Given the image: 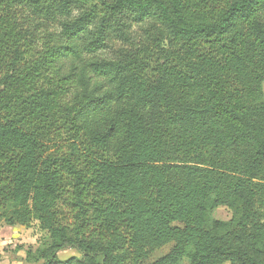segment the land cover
Instances as JSON below:
<instances>
[{
	"label": "trees",
	"instance_id": "1",
	"mask_svg": "<svg viewBox=\"0 0 264 264\" xmlns=\"http://www.w3.org/2000/svg\"><path fill=\"white\" fill-rule=\"evenodd\" d=\"M263 82L264 0H0V224L29 264H264Z\"/></svg>",
	"mask_w": 264,
	"mask_h": 264
},
{
	"label": "rangeland",
	"instance_id": "2",
	"mask_svg": "<svg viewBox=\"0 0 264 264\" xmlns=\"http://www.w3.org/2000/svg\"><path fill=\"white\" fill-rule=\"evenodd\" d=\"M22 13V12H21ZM29 16H25V20L29 21V25L31 26V30L34 29V34L38 38L46 32H58L59 26L55 24L53 26L42 23L41 21H34L32 18H28ZM148 26L144 25H132L129 32V42L134 47L141 46V44L147 43L146 39L148 36ZM129 48V46H125L121 43L113 42L108 46V49L98 54L96 57L101 60H113L116 54L120 49ZM262 91L264 96V82L262 85ZM211 218L219 221H228L231 218V213L224 209L218 208L212 211ZM178 225V224H177ZM180 226V225H178ZM19 230V231H17ZM44 234L40 231L39 226L36 222L32 223V225L28 228H19V227H0V264H9L10 261L17 259L19 263L23 261L25 258L26 249H34L37 247L38 243H41ZM172 245H168L163 247L162 249L156 251L147 262L150 264L154 260L162 257L168 251ZM71 256H78L77 252H75L71 248L64 249L63 251L57 254L58 259L64 260ZM3 259V260H2ZM183 264H188L184 261Z\"/></svg>",
	"mask_w": 264,
	"mask_h": 264
},
{
	"label": "crops",
	"instance_id": "3",
	"mask_svg": "<svg viewBox=\"0 0 264 264\" xmlns=\"http://www.w3.org/2000/svg\"><path fill=\"white\" fill-rule=\"evenodd\" d=\"M0 227H5V226H3L2 224H0ZM17 231H19V230H17ZM27 250V249H26ZM25 253V252H24ZM3 260V259H2ZM24 260H25V258H24ZM25 264H29V263H26V262H24ZM9 264H23V261H21V263H19L18 262V260L17 259H14V260H12V261H10V263ZM34 264H43L42 262H38V263H34Z\"/></svg>",
	"mask_w": 264,
	"mask_h": 264
}]
</instances>
